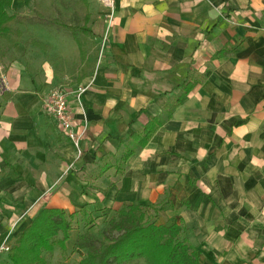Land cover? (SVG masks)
<instances>
[{"label":"crops","instance_id":"0c3cea01","mask_svg":"<svg viewBox=\"0 0 264 264\" xmlns=\"http://www.w3.org/2000/svg\"><path fill=\"white\" fill-rule=\"evenodd\" d=\"M112 1L6 9L20 36L0 40V247L45 208L98 224L139 204L183 225L201 264H264V0ZM80 4L88 33L51 23L70 25ZM56 87L78 148L43 113ZM153 118L164 122L117 176L128 136Z\"/></svg>","mask_w":264,"mask_h":264},{"label":"trees","instance_id":"16d2710c","mask_svg":"<svg viewBox=\"0 0 264 264\" xmlns=\"http://www.w3.org/2000/svg\"><path fill=\"white\" fill-rule=\"evenodd\" d=\"M12 2L0 0V40L10 39L12 34L20 36L18 31L11 29V24L18 22L16 16L6 12ZM51 23L73 34L78 31L89 32L83 27L77 29L58 20ZM32 43L46 49L35 40ZM192 87L193 83H185L182 96ZM163 122L161 118H153L141 133L128 136L131 146H126L114 163L117 176L122 174L128 158L146 146ZM157 218V211L150 206L132 204L122 207L105 222L101 240L87 231L77 236L71 251H83L84 256L69 264H128L135 261L144 264H201L199 253L189 243L184 226L176 223L158 224ZM76 222L90 227L95 220L83 209L73 212L53 208L40 210L12 243L5 264H49L55 252L66 255L67 242Z\"/></svg>","mask_w":264,"mask_h":264},{"label":"built area","instance_id":"2783aa9c","mask_svg":"<svg viewBox=\"0 0 264 264\" xmlns=\"http://www.w3.org/2000/svg\"><path fill=\"white\" fill-rule=\"evenodd\" d=\"M108 1L110 5H113L112 0ZM85 90L86 87L79 85L75 88L74 94L79 97ZM67 95L68 91L62 87L51 89L42 99V109L44 115L78 148L80 137L73 131V120L67 105ZM9 250L10 246L7 244L0 247V253L7 254Z\"/></svg>","mask_w":264,"mask_h":264},{"label":"rangeland","instance_id":"374dc122","mask_svg":"<svg viewBox=\"0 0 264 264\" xmlns=\"http://www.w3.org/2000/svg\"><path fill=\"white\" fill-rule=\"evenodd\" d=\"M84 10L86 12L87 9L84 8L82 4H80L78 7H72L71 14H69L68 18L66 19L67 22L74 27L75 26L80 27L81 23L83 22L82 15L84 13ZM102 10L103 8H99V9L97 7L93 8L94 15H97V13L101 12ZM90 26L94 27L96 26V24L90 23ZM81 39H83V36H81ZM88 44L89 45L92 44V46L95 45L94 39L90 38V41H88ZM104 227H105V222L104 223L99 222L98 224L95 223L93 226H90V227L83 226V224H79L77 222L74 223L72 227V231L70 233V240L67 242L68 252L66 253V255H63V256L60 255L58 252H55L53 256L50 258L49 264H69V263L79 261L84 256V252L83 251H74V252L71 251L72 246L74 242L76 241L77 236L87 231L93 236H95L97 239L101 240V232ZM128 264H144V263L142 261H135V262L128 263Z\"/></svg>","mask_w":264,"mask_h":264}]
</instances>
